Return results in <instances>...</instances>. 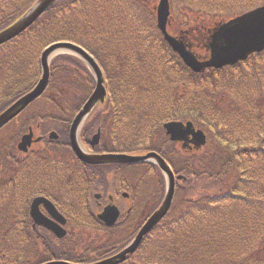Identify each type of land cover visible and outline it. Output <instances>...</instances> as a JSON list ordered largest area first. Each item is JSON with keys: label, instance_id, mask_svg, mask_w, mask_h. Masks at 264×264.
Here are the masks:
<instances>
[{"label": "trees", "instance_id": "16d2710c", "mask_svg": "<svg viewBox=\"0 0 264 264\" xmlns=\"http://www.w3.org/2000/svg\"><path fill=\"white\" fill-rule=\"evenodd\" d=\"M36 1L0 0V31ZM150 2L53 4L17 38L0 46V112L36 85L46 46L56 41L83 46L105 72L108 108L121 118L122 149L134 143L130 148L157 150L187 177L177 182L168 214L122 264H264V51L233 66L193 72L164 40ZM259 3L264 0H245L246 10ZM224 4L229 10L234 0ZM93 88L90 71L76 57L63 54L52 61L47 97L79 91L72 97L84 101ZM169 120H192L207 132V145L181 155L167 138L162 142V125ZM5 145L0 144V165L17 169L0 179V264L89 262L114 251L96 249L81 233L74 235L76 240L40 237L29 225L23 198L30 192L21 177L22 156L14 143L3 149ZM158 183L161 200L163 178Z\"/></svg>", "mask_w": 264, "mask_h": 264}, {"label": "flooded vegetation", "instance_id": "af4514ba", "mask_svg": "<svg viewBox=\"0 0 264 264\" xmlns=\"http://www.w3.org/2000/svg\"><path fill=\"white\" fill-rule=\"evenodd\" d=\"M52 102L57 104L53 106L57 110V115L38 116L35 117L37 119L35 124L26 125V131L34 132L33 140L40 138L33 141L28 152L21 153L23 161L21 177L24 183L28 184L26 191L30 192L23 197L28 207L29 225L40 237L44 234L55 236L48 225L53 228L62 227L66 237H73V240L77 239L74 235L80 231L85 243L97 245L100 242H107L112 244L108 246L109 250L117 251L120 241H124L139 229L150 216L149 203L144 202V195L153 193L152 181L155 178L153 173L155 168L146 164L145 171L141 174V165H138L140 163L83 162L76 155L70 141L71 124L79 111L77 107L80 101L52 99ZM83 104L84 102L81 106ZM112 111L109 108L101 114L102 116L96 114L85 124L81 133V142L88 153L134 154L137 150L130 148L134 143L132 146L129 144L126 150L122 149L125 140L122 127L118 124L121 118L111 113ZM59 112H69V114L62 115ZM96 118H100L101 121H95ZM43 120H45L44 125ZM52 132L57 133V138L50 137ZM98 132L100 139L98 144L94 145L93 137ZM14 169L16 170L17 167ZM38 196L50 200L65 221H59L48 206L41 203L39 211L48 225L36 224L31 214V206ZM111 205H116L119 211V216L113 225L106 222L110 220L108 207ZM66 237L58 240L63 241Z\"/></svg>", "mask_w": 264, "mask_h": 264}, {"label": "water", "instance_id": "95a60500", "mask_svg": "<svg viewBox=\"0 0 264 264\" xmlns=\"http://www.w3.org/2000/svg\"><path fill=\"white\" fill-rule=\"evenodd\" d=\"M60 0H38L25 14L17 19L13 24L0 31V45L18 36L29 26H31L51 5ZM170 1L159 0L157 6V22L158 27L164 35L165 40L178 52L185 63L196 72H201L208 67H222L224 65L235 64L241 60L248 58L254 52H260L264 49V5L259 6L249 12L235 17L232 20L220 24L213 32L209 48L211 49L210 58L200 60L196 54L190 51L184 42L177 37L171 35L167 30V24L170 17ZM60 53H70L82 58L91 69L96 87L84 106L75 117L71 130L70 138L73 149L77 156L91 164L103 163H131L141 161L155 162L165 173L167 178V192L163 203L142 226L134 240L127 245L122 251L116 255L94 262L90 264H119L125 261L129 254L134 253L142 243L146 234L168 213L175 195L176 177L171 166L158 153L152 151L146 154L130 155L126 153H105L91 154L84 150L79 142V131L91 114L96 105L103 102L107 95L105 78L103 71L96 59L83 47L73 42H56L49 45L41 55L42 76L37 85L28 93L19 98L15 103L8 107L0 114V128L16 117L31 102L40 97L46 90L50 81V63L51 60ZM167 134L171 135L172 140L188 141L189 135L197 146L206 143V134L198 129L196 130L192 122L171 121L164 125ZM51 137L56 138L57 134L53 132ZM188 138V139H187ZM100 133L94 135L93 144H98ZM33 140V132L23 135L18 143L21 151H28ZM183 178L182 175L178 176ZM41 203H45L51 213L61 222L65 221L63 215L57 210L54 204L45 197H36L31 206V214L36 224L45 223L42 213L39 211ZM110 212V220H106L108 224H112L117 219L119 212L114 206L108 207ZM108 212V213H109ZM102 217V215H101ZM103 218V217H102ZM105 219V215H104ZM46 224V223H45ZM48 225V224H46ZM50 227L58 237L65 236L66 232L62 227ZM41 264H75L64 260L48 261ZM77 264V263H76Z\"/></svg>", "mask_w": 264, "mask_h": 264}, {"label": "rangeland", "instance_id": "374dc122", "mask_svg": "<svg viewBox=\"0 0 264 264\" xmlns=\"http://www.w3.org/2000/svg\"><path fill=\"white\" fill-rule=\"evenodd\" d=\"M150 1V3H152L153 5L157 4L159 0ZM171 6L172 17L169 24V30L174 35H179L182 31L184 32L186 30H191V27H195L194 22L198 23V29L206 35V33L209 32V28L218 23L219 21L227 20L231 17H234L238 13L243 12L246 8H248L245 5V0H234V4L231 5L229 10L227 8L224 9V7L221 8V10H215V8H212L213 6L207 8L203 6L200 0H171ZM75 70L82 76L86 75L84 72H81L78 68H75ZM78 93L79 91H72L71 95L70 92H67L62 98L64 100H72V96H76V94ZM50 97V93H48V97L46 95L42 98V101L40 103H36L35 105L33 104L32 107L14 123V125H10L9 127L4 128L0 132V144H2L3 142L6 145L10 144L13 136L19 141L21 135L26 131L25 129L21 128L23 123L26 122L27 118L31 116H37L38 113H46L53 110V104L48 101ZM6 145L3 147V149L6 148ZM2 165L3 164L0 165L1 170L3 168L0 174V179L6 178L9 174L8 165L6 167Z\"/></svg>", "mask_w": 264, "mask_h": 264}, {"label": "bare ground", "instance_id": "6f19581e", "mask_svg": "<svg viewBox=\"0 0 264 264\" xmlns=\"http://www.w3.org/2000/svg\"><path fill=\"white\" fill-rule=\"evenodd\" d=\"M214 1V3H213V7L212 8H215V10H221V8H222V6H223V2H221L220 0H213ZM222 21V20H221ZM195 23V25H198V23H196V22H194ZM183 42H184V44L186 45V47L189 49L190 47H191V45L193 44V40L191 39V38H185V39H183L182 40ZM177 54L179 55V57L181 58V60L183 61V62H185L184 61V59L182 58V56L177 52ZM79 138H80V136H79Z\"/></svg>", "mask_w": 264, "mask_h": 264}]
</instances>
